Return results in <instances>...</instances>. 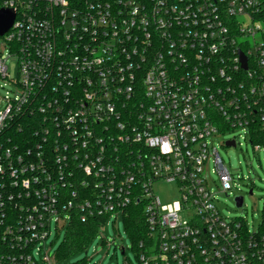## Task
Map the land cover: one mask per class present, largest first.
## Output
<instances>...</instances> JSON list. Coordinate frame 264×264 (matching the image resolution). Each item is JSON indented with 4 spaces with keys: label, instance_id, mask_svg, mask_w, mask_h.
I'll return each instance as SVG.
<instances>
[{
    "label": "built area",
    "instance_id": "2783aa9c",
    "mask_svg": "<svg viewBox=\"0 0 264 264\" xmlns=\"http://www.w3.org/2000/svg\"><path fill=\"white\" fill-rule=\"evenodd\" d=\"M1 10L14 19L0 77L11 56L16 71L0 96V264H52V223L95 221L99 234L134 206L143 233L125 231L137 264H264V209L255 231L218 209L232 178L213 142L240 131L264 146V0H0ZM160 182L178 199L163 204Z\"/></svg>",
    "mask_w": 264,
    "mask_h": 264
},
{
    "label": "rangeland",
    "instance_id": "374dc122",
    "mask_svg": "<svg viewBox=\"0 0 264 264\" xmlns=\"http://www.w3.org/2000/svg\"><path fill=\"white\" fill-rule=\"evenodd\" d=\"M0 37V57L7 58L8 50L2 46ZM8 66L7 79L0 77V96L5 91H10L9 82L15 79L16 59L9 57L6 61ZM244 135L240 131H230L223 133L213 139L215 147L222 158L229 174L232 178L229 196L218 194L217 205L222 217L231 221L239 218L243 214L246 225L250 231L258 229L264 209V146L259 150L244 140ZM235 139L236 147H222L221 143ZM212 165L209 164L206 176L211 189L220 192L218 179L211 171ZM154 194L163 204L171 203L178 199V189L176 184L160 182L153 186ZM252 190V194L249 191ZM243 198V209L236 207L234 197ZM114 219H107L102 226V231L95 236L93 241L83 250L71 253L65 258H57L61 245L66 236L67 224L56 226L52 223L51 235L45 242L44 248L52 264H137L134 253L132 252V242L125 231V224L121 215L117 222ZM126 248L123 255L120 248ZM41 256L44 258L45 253ZM40 264H49L47 261H40Z\"/></svg>",
    "mask_w": 264,
    "mask_h": 264
},
{
    "label": "trees",
    "instance_id": "16d2710c",
    "mask_svg": "<svg viewBox=\"0 0 264 264\" xmlns=\"http://www.w3.org/2000/svg\"><path fill=\"white\" fill-rule=\"evenodd\" d=\"M143 216L141 208L134 206L128 209V215L125 219V229L129 230V237H139L143 233ZM98 224L91 221L82 224L77 220L67 226L66 236L60 247L57 258H65L71 253L85 249L97 235ZM132 240V237L130 238Z\"/></svg>",
    "mask_w": 264,
    "mask_h": 264
},
{
    "label": "water",
    "instance_id": "95a60500",
    "mask_svg": "<svg viewBox=\"0 0 264 264\" xmlns=\"http://www.w3.org/2000/svg\"><path fill=\"white\" fill-rule=\"evenodd\" d=\"M14 19V13L10 10H1L0 11V36H2L8 29L11 27ZM245 67V65H244ZM227 145L233 146V143L230 142ZM251 194L252 191H249ZM243 198L241 196L235 199L236 207L240 208L242 206ZM123 254V252H122Z\"/></svg>",
    "mask_w": 264,
    "mask_h": 264
}]
</instances>
